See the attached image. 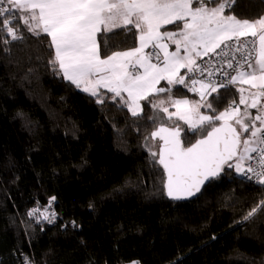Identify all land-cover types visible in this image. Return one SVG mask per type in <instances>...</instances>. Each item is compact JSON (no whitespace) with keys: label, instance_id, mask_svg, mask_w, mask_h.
Segmentation results:
<instances>
[{"label":"trees","instance_id":"obj_1","mask_svg":"<svg viewBox=\"0 0 264 264\" xmlns=\"http://www.w3.org/2000/svg\"><path fill=\"white\" fill-rule=\"evenodd\" d=\"M245 3L247 17L264 15ZM20 30L24 40L0 43V264H264V215L243 220L264 186L226 169L197 198L171 201L145 146L146 102L140 118L110 93L97 103L52 72L48 38ZM220 92L218 111L238 100L235 87ZM52 197L56 224L27 215Z\"/></svg>","mask_w":264,"mask_h":264},{"label":"snow or ice","instance_id":"obj_2","mask_svg":"<svg viewBox=\"0 0 264 264\" xmlns=\"http://www.w3.org/2000/svg\"><path fill=\"white\" fill-rule=\"evenodd\" d=\"M246 7L245 0H0V43L24 40L22 25L48 38L52 72L97 103L110 93L140 118L146 102L153 130L145 146L163 170L165 195L181 201L226 169L264 186V15L249 18ZM129 40L134 46L123 47ZM232 87L238 100L218 111L220 90ZM54 200L27 215L53 223ZM257 214L264 199L243 220Z\"/></svg>","mask_w":264,"mask_h":264},{"label":"built area","instance_id":"obj_3","mask_svg":"<svg viewBox=\"0 0 264 264\" xmlns=\"http://www.w3.org/2000/svg\"><path fill=\"white\" fill-rule=\"evenodd\" d=\"M205 59H207V58H205ZM226 70L229 71V72L231 71L230 69H226ZM216 78H217V79H220V78H222V77H220V75L217 74V77H216ZM253 155H256V154H253ZM253 163H255V162L253 161ZM242 178H243V177H242ZM243 180L246 181V182H248V183H251V184H253V185L260 186V185H258L257 183H255L254 181H249V180H247V179H245V178H243ZM47 205H48V203L45 204V205L37 204V205H35L33 208H36V207L43 208V207H46ZM33 208H31L30 210H32ZM30 210H29V211H30ZM51 210L55 212V202H54V201H52ZM29 211H28V212H29ZM55 213H56V212H55ZM30 218L33 219L36 223H39V224H42V223H48L47 221H43L42 219L39 220V222H38L35 218H32V217H30ZM57 221H58V218H57V216H56L54 222H53V223H48V224L54 225V224H56Z\"/></svg>","mask_w":264,"mask_h":264},{"label":"water","instance_id":"obj_4","mask_svg":"<svg viewBox=\"0 0 264 264\" xmlns=\"http://www.w3.org/2000/svg\"><path fill=\"white\" fill-rule=\"evenodd\" d=\"M210 183H211V182H210ZM208 184H209V183H208ZM208 184H207V185H208ZM207 185H206V186H207ZM206 186H205V187H206ZM205 187H204V188H205ZM204 188L201 190V192L204 190ZM201 192H200V193H201ZM200 193H198L196 196L191 197V198H189V199H187V200H181V201H173V200H171V199H170V200L173 201V202H177V203H179V202H185V201H189V200H193V199L197 198L198 195H199ZM167 198H168V197H167ZM168 199H169V198H168Z\"/></svg>","mask_w":264,"mask_h":264},{"label":"crops","instance_id":"obj_5","mask_svg":"<svg viewBox=\"0 0 264 264\" xmlns=\"http://www.w3.org/2000/svg\"><path fill=\"white\" fill-rule=\"evenodd\" d=\"M174 47V46H173ZM164 82H162V84H163ZM238 86H243V87H248L247 85H238ZM103 91V90H102ZM105 91V90H104ZM126 95V94H125ZM196 95V94H195ZM196 96H198V95H196ZM194 98V97H193ZM192 97L191 98H189V99H193ZM143 102V101H142ZM141 102V103H142ZM174 109H171L170 108V111H173ZM202 111H205V109H202Z\"/></svg>","mask_w":264,"mask_h":264},{"label":"rangeland","instance_id":"obj_6","mask_svg":"<svg viewBox=\"0 0 264 264\" xmlns=\"http://www.w3.org/2000/svg\"><path fill=\"white\" fill-rule=\"evenodd\" d=\"M192 94H193V97H194V98L192 97L193 100H198L199 99V96H196L195 93H192Z\"/></svg>","mask_w":264,"mask_h":264}]
</instances>
